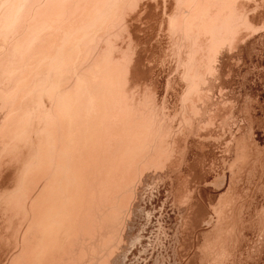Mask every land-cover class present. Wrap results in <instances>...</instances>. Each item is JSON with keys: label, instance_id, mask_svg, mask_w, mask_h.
<instances>
[{"label": "bare ground", "instance_id": "obj_1", "mask_svg": "<svg viewBox=\"0 0 264 264\" xmlns=\"http://www.w3.org/2000/svg\"><path fill=\"white\" fill-rule=\"evenodd\" d=\"M0 264H264V0H0Z\"/></svg>", "mask_w": 264, "mask_h": 264}]
</instances>
